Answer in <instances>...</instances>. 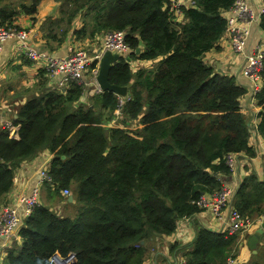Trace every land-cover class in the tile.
I'll return each instance as SVG.
<instances>
[{
    "label": "trees",
    "instance_id": "16d2710c",
    "mask_svg": "<svg viewBox=\"0 0 264 264\" xmlns=\"http://www.w3.org/2000/svg\"><path fill=\"white\" fill-rule=\"evenodd\" d=\"M39 1L20 10L32 16ZM59 1L63 32L81 16L77 38L125 33L131 62H116L108 81L128 87V95L119 104L113 92L85 95L92 86L72 82L26 101L12 123L17 138L0 129V204L15 169L43 150L55 185H43L47 201L24 220L19 244L1 264H55V254L72 256L68 264H143L148 241L175 233L182 219L204 211L195 204L201 195L222 188L218 177L230 173L227 155H255L240 106L245 88L202 61L224 35L235 0H190L179 8L182 19L170 0ZM10 5L0 7V26H11L18 14ZM258 28L264 36V12ZM262 54L254 97L255 133L264 142ZM138 60L151 65L134 73L131 63ZM60 189L72 191L73 217L52 207L62 200ZM233 198L242 215L256 219L264 213V184L254 176L235 188ZM236 242V234L198 227L188 245L174 243L171 250L182 251L185 264H225L235 256Z\"/></svg>",
    "mask_w": 264,
    "mask_h": 264
},
{
    "label": "crops",
    "instance_id": "0c3cea01",
    "mask_svg": "<svg viewBox=\"0 0 264 264\" xmlns=\"http://www.w3.org/2000/svg\"><path fill=\"white\" fill-rule=\"evenodd\" d=\"M33 0H1L2 5L11 4V8L17 11V16L12 20L11 26L26 33L24 45L38 53L53 58H63L75 50L85 49L88 52L97 50L101 43L103 34H97L91 38H77L76 33L83 26L81 16H76L72 24L65 32L64 22L61 21V1L40 0L36 5V11L32 16L26 15L20 10L21 5H30ZM184 4H190V0H183ZM249 7L255 12L264 8L263 0H245ZM232 17V14L229 15ZM258 21L249 24L238 22V25L248 28L249 35L246 40L244 51L240 54L233 52L229 38L224 34L216 46L206 52L203 63L209 67L213 73L225 77H231L236 83L246 90L245 95L240 99L242 113L249 126H256L258 121L259 108L255 98L251 97L250 82L242 75V70L246 64V58L256 44L264 38L259 32ZM6 27L7 22L4 24ZM9 27V26H8ZM62 39V41H61ZM46 60H30L26 56L22 43L16 38H10L0 42V129H7L9 137L17 130L18 126H13V121L22 106L29 98L38 96L42 91L62 90L58 89L59 77H53L44 68ZM132 70L135 73L151 65L150 63L133 61ZM42 71V76H40ZM95 92L93 88L85 95L92 96ZM128 94V93H127ZM85 96L83 100H85ZM250 146L253 147L255 155L250 157L244 153H239L238 162L233 172L228 175H220L218 178L222 186H239L247 176H254L260 183L264 184V142L253 131ZM18 135L16 134L17 138ZM50 156L46 150L40 152L30 160L23 161L15 169L13 183L10 190L5 194L0 207L6 204L13 206L18 213H21V206L18 204L19 197L28 196L35 187H39V202L47 201L46 191L39 185L40 171L49 165ZM41 190L43 193L41 194ZM62 197V196H61ZM64 198V197H62ZM54 201L53 208L59 209L63 202ZM66 202L70 204L68 199ZM72 204L74 201L72 200ZM234 205V198H233ZM184 226L177 227L175 233L168 237L150 240L146 246V253L143 264H176L183 258L182 251L171 250L174 243L178 247L188 245L194 238L195 229L205 227L214 232L225 233L227 229V215L221 219L212 217L209 211H202L201 214L182 220ZM258 228L252 225L245 233H239L237 246L232 258L235 264H248L253 260L262 262L264 260V238L261 236L257 242L255 252L249 248V238ZM20 240L16 235L10 238L0 236V264L6 252L19 244ZM187 249V248H186Z\"/></svg>",
    "mask_w": 264,
    "mask_h": 264
},
{
    "label": "built area",
    "instance_id": "2783aa9c",
    "mask_svg": "<svg viewBox=\"0 0 264 264\" xmlns=\"http://www.w3.org/2000/svg\"><path fill=\"white\" fill-rule=\"evenodd\" d=\"M172 8L177 17L181 18L179 8L183 5V0H170ZM264 12L262 8L259 12L255 13L245 0H235L227 17V26L224 34L229 38L232 50L236 54L244 51L249 30L246 27L238 25V22L249 24L257 21L260 14ZM232 14V17L229 15ZM182 19V18H181ZM16 38L22 43L26 56L30 60H38L43 58L46 60L44 65L47 73L53 77H59L58 89H65L72 82L83 85L85 87L92 86L95 93H100L98 86L95 82L97 75L98 62L104 51L117 53L118 55H127L131 49L129 44L125 41V33L123 31H110L103 35L100 47L92 52L85 49L72 51L70 54L63 58H53L38 53L33 49L27 48L24 45L26 40V33L13 26L0 27V42ZM264 51V39L260 40L251 54L246 58V64L242 70V75L250 82L251 97L260 90L261 71H262V56ZM146 63V62H145ZM88 91V90H87ZM85 92V94L87 93ZM119 99V104L122 100ZM119 110L115 111L118 117ZM251 127V126H250ZM6 128V127H5ZM255 132L256 126L251 127ZM252 136H254L252 134ZM252 139V138H251ZM239 154H229L226 156V165L230 173L234 171L236 165L240 167L238 162ZM49 166V165H48ZM48 166L43 168L39 173V185L43 186L45 183L50 184L54 189V183L48 175ZM236 186H222L219 191L203 194L195 201V204L204 211H209L213 218L221 219L223 215H227V235H235L236 233L247 232L252 225L259 227L260 223L264 220V213L258 218L251 219L248 216L242 215L233 205V195ZM60 195L67 198L70 195L68 189H60ZM18 204L21 206V213H18L13 206L9 204L0 207V236L10 238L13 235L17 236L18 230L22 227L24 220L30 216L33 209L40 204L39 202V187H35L30 195L19 197ZM186 218L182 219L185 220ZM182 220L178 223L177 227H183ZM69 262L72 257H68ZM176 264H185L183 258L179 259ZM225 264H235L234 259L230 256L227 258Z\"/></svg>",
    "mask_w": 264,
    "mask_h": 264
},
{
    "label": "water",
    "instance_id": "95a60500",
    "mask_svg": "<svg viewBox=\"0 0 264 264\" xmlns=\"http://www.w3.org/2000/svg\"><path fill=\"white\" fill-rule=\"evenodd\" d=\"M140 52L139 48L135 50V54L137 55ZM124 58L126 62H131V58L127 55H118L117 53H112L110 51H104L98 62V70L97 75L95 76L96 85L99 88L100 92H113L118 98L125 99L128 93V87L126 86H116L108 81V75L111 67L118 62L120 59ZM17 134V130L12 134V138H15ZM73 200L72 196L68 197V201L71 202ZM264 235V220L260 223L259 227L253 232V234L249 238V248L255 252V248L257 242L261 236ZM143 244V241H141ZM72 257V256H70ZM52 261L55 264H68L69 258H61L59 255L55 254L52 257Z\"/></svg>",
    "mask_w": 264,
    "mask_h": 264
},
{
    "label": "rangeland",
    "instance_id": "374dc122",
    "mask_svg": "<svg viewBox=\"0 0 264 264\" xmlns=\"http://www.w3.org/2000/svg\"><path fill=\"white\" fill-rule=\"evenodd\" d=\"M120 100H121V98H120ZM118 113H119V111H118ZM120 114V113H119ZM111 123L112 124H117V122H116V120H114V121H111V122H108V123H106V125L107 126H111ZM69 192H70V195L69 196H72V191L71 190H69ZM43 193V191L41 190V194ZM68 196V197H69ZM68 197L67 198H62V200H60L59 202H63L62 203V205H61V208H59V209H56L57 211V214H60L61 216H63V217H73L74 216V214L76 213V207H73V204L70 202V205L66 202V199H68ZM73 197V196H72ZM74 201V200H73ZM238 235H239V233H236V236H237V238H238ZM263 237V236H262ZM264 238H262V240H263ZM255 261H257V260H255Z\"/></svg>",
    "mask_w": 264,
    "mask_h": 264
}]
</instances>
